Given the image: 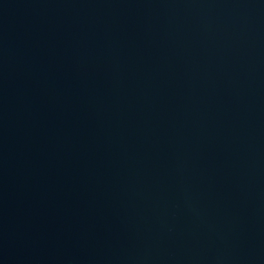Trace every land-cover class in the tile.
Masks as SVG:
<instances>
[{
  "label": "water",
  "instance_id": "95a60500",
  "mask_svg": "<svg viewBox=\"0 0 264 264\" xmlns=\"http://www.w3.org/2000/svg\"><path fill=\"white\" fill-rule=\"evenodd\" d=\"M0 264H264V0H0Z\"/></svg>",
  "mask_w": 264,
  "mask_h": 264
}]
</instances>
